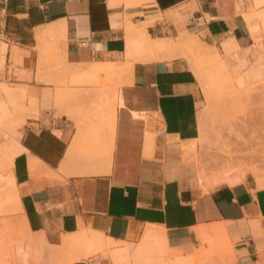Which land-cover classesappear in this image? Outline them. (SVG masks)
Returning <instances> with one entry per match:
<instances>
[{
  "label": "crops",
  "instance_id": "obj_1",
  "mask_svg": "<svg viewBox=\"0 0 264 264\" xmlns=\"http://www.w3.org/2000/svg\"><path fill=\"white\" fill-rule=\"evenodd\" d=\"M254 2L0 0L14 80L0 88V118L18 98L25 107L0 171V264H150L148 234L157 239L145 246L187 256L211 227L227 233L235 264H264V186L247 174L202 187L185 152L207 79L181 56L252 52L264 34ZM106 65L121 70L96 72ZM259 77L257 66L243 80Z\"/></svg>",
  "mask_w": 264,
  "mask_h": 264
},
{
  "label": "rangeland",
  "instance_id": "obj_2",
  "mask_svg": "<svg viewBox=\"0 0 264 264\" xmlns=\"http://www.w3.org/2000/svg\"><path fill=\"white\" fill-rule=\"evenodd\" d=\"M263 9L264 1L256 0L254 9L251 8L248 14L253 13L259 17V21H257L264 27ZM263 38L264 34L260 35L259 28L257 38H253V51L244 56L240 55L237 46L232 47L228 53L223 50V45L211 47L214 49L216 59L200 56L189 48L182 51L181 56L189 62L194 60L201 65V72L203 71L207 77V87L211 94L209 100L206 101L203 93V104L201 105V115L199 117V138L192 143V150L189 146L186 147L189 148L188 153H192L197 162V175L202 187L215 186L221 183L232 185L240 182L247 174L254 177L258 186H264V165L259 161L257 162L258 153H255L256 151L259 152L264 145V99L261 97V92L264 90ZM5 51L6 45L3 44L0 51L3 52V59L0 58V88L12 91L14 80L10 69L6 65ZM243 57H246V61ZM257 66L260 68L261 77L244 81L243 79L249 71ZM17 101V109L11 107L8 112V120L0 125V171H9V153L13 152L14 144L19 137L18 129L24 123L25 107L23 99L18 98ZM261 118L263 119L260 120ZM248 122L252 123L249 124ZM243 124H246L247 128ZM253 127H255V132ZM252 132L254 133V139L250 137ZM238 137L248 140V145L243 147V143ZM227 146H230L228 147L230 149L228 153ZM226 154H230V158ZM225 161L232 163L231 166L228 163L229 168L224 166ZM254 167H257L255 169L257 170L256 174L260 175H255L251 171L254 170ZM224 172H227V174ZM200 173L204 176L203 181L200 179ZM226 238L217 236L209 243L210 245L202 244L199 239V245L194 253L187 256L169 249L166 244L161 247L159 243L147 247L144 252L148 261L150 260V264H235L234 244L228 238L227 233ZM146 251L149 253L148 256ZM166 257L167 260H165ZM109 260L112 264L110 258ZM1 262H3V259L0 260ZM128 264H133V261Z\"/></svg>",
  "mask_w": 264,
  "mask_h": 264
},
{
  "label": "bare ground",
  "instance_id": "obj_3",
  "mask_svg": "<svg viewBox=\"0 0 264 264\" xmlns=\"http://www.w3.org/2000/svg\"><path fill=\"white\" fill-rule=\"evenodd\" d=\"M146 42H149L148 40H144L143 41V44H145ZM208 55V54H207ZM205 56H206V54H205ZM97 70H96V72L99 74V73H109V72H113V71H120L121 70V68H119V67H114V66H112V65H106V66H100L99 68H96ZM200 71H201V68H200ZM200 76H201V80H202V82H204V80H205V82H206V79H207V77H206V75L204 74V72L202 71V72H200ZM205 85H206V87L204 88V94H205V99H206V101H208L209 100V98H210V91H209V89H208V87H207V82L205 83ZM261 88H263V87H261ZM261 97H262V99H264V90L261 92ZM261 101V100H260ZM264 111V110H263ZM259 113V112H258ZM257 113V114H258ZM261 116V115H260ZM264 116V115H263ZM248 117H249V115H248ZM254 117V116H253ZM249 118H251V117H249ZM258 118H260V117H258ZM252 119V118H251ZM263 118H261L260 120H262ZM8 119L6 118V117H3V118H0V125L1 124H3L4 122H6ZM259 120V121H260ZM251 121V120H250ZM264 121V120H263ZM254 122V121H253ZM245 123V122H244ZM249 123V122H248ZM250 123H252V122H250ZM249 123V124H250ZM260 123H261V121H260ZM247 124V123H246ZM246 124L244 125L243 124V126L245 127V128H247V126H246ZM255 125V124H254ZM256 126V125H255ZM258 127V126H257ZM257 127H256V129H257ZM237 128V127H236ZM248 128H250V129H252L251 127H248ZM254 128V132H255V127H253ZM260 128V127H259ZM239 129V128H238ZM237 129V130H238ZM249 129V130H250ZM262 129V128H261ZM240 130V129H239ZM246 130V129H245ZM253 130V129H252ZM264 130V129H263ZM262 130V131H263ZM247 133H248V131H247ZM259 134V133H258ZM248 135H250V134H248ZM260 136V135H259ZM250 137L251 138H253L254 137V133L252 132L251 133V135H250ZM258 137V136H257ZM263 138H264V136H263ZM238 139H240L241 141H242V143H243V147H246L247 145H248V140H246V139H242V138H240V137H238ZM254 139V138H253ZM261 141V140H260ZM223 146V145H222ZM228 147H230V146H227L226 147V150H227V153H228V151H230V149H228ZM242 147V146H241ZM261 147V146H260ZM231 148H233V147H231ZM225 149V148H224ZM261 150L259 151V152H255V153H258L257 154V162L259 161V163H261L262 165H264V145L260 148ZM222 150V149H221ZM188 151H189V148H186L185 147V152H187L188 153ZM223 152H224V150H223ZM253 152V151H252ZM249 154V153H248ZM247 154V155H248ZM13 155H14V152H12V153H9V159H10V164H9V166H11V164H12V159H13ZM226 156L227 157H229L230 158V154H226ZM251 158V157H250ZM249 158V159H250ZM248 159V160H249ZM231 160V159H230ZM246 161V160H245ZM217 162V161H216ZM216 162H214V164L215 165H217V163ZM236 162V161H235ZM243 162V161H242ZM250 162V161H249ZM6 163H8V161H6ZM229 163V165L231 166V164L232 163H230V162H228ZM228 163H227V161H225V163H224V166H226L227 168H229L228 167ZM238 163V162H237ZM248 163V162H247ZM251 163V162H250ZM243 164H244V162H243ZM223 165V164H222ZM8 166V165H7ZM253 166V165H252ZM259 166V165H258ZM261 166V165H260ZM232 168H233V166H232ZM252 168V167H251ZM257 167H254V170H251L255 175H260V174H256V171L257 170H255ZM224 170V169H223ZM230 170V169H229ZM248 170H250V169H248ZM262 170V169H261ZM264 171V170H263ZM228 172V171H227ZM227 172H224L225 174H227ZM259 172V171H258ZM262 173V172H261ZM227 176V175H226ZM258 177V176H257ZM223 178H224V176H223ZM200 179L203 181L204 180V176H203V174H201L200 173ZM258 179H259V177H258ZM148 232V231H147ZM155 232H157V231H155ZM158 233V232H157ZM154 234H156V233H154ZM200 239H201V242H202V244H204V245H208L214 238H216L217 236H222V237H224L225 239H227L226 238V233H225V231H224V229L223 228H221V227H211V228H202L201 229V231H200ZM158 236H160L159 235V233H158ZM162 237V236H161ZM155 239H157V237L155 236V235H152V234H148L146 237H145V239H143V241H142V243H144V246H142V248L143 249H141L140 251V254H142L143 255V257H145V258H147L146 256H145V252H144V250L147 248V246H145L146 245V242L147 243H149V242H152V241H155ZM82 241H87V238L86 237H83L82 239H81ZM91 240L92 241H95V238H93V237H91ZM152 244V243H151ZM158 244V243H157ZM164 244V243H163ZM210 245V244H209ZM162 247V246H161ZM139 248H141V246L139 247ZM147 252V251H146ZM168 252V251H167ZM148 253V252H147ZM139 254V255H140ZM180 254V253H179ZM147 256L149 255V253L148 254H146ZM190 258H192V257H190ZM199 260V259H198ZM150 262V261H149Z\"/></svg>",
  "mask_w": 264,
  "mask_h": 264
}]
</instances>
